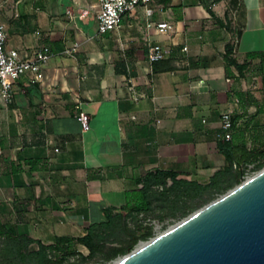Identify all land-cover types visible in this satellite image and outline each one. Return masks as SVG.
I'll list each match as a JSON object with an SVG mask.
<instances>
[{"label":"crops","instance_id":"obj_1","mask_svg":"<svg viewBox=\"0 0 264 264\" xmlns=\"http://www.w3.org/2000/svg\"><path fill=\"white\" fill-rule=\"evenodd\" d=\"M95 4L1 3L6 48L52 54L41 83L21 76L13 101L0 98V238L80 237L155 170L208 182L225 165L216 133L226 110L239 144L264 143V0H153L150 17L138 6L104 33ZM152 44L166 57L150 61Z\"/></svg>","mask_w":264,"mask_h":264},{"label":"trees","instance_id":"obj_2","mask_svg":"<svg viewBox=\"0 0 264 264\" xmlns=\"http://www.w3.org/2000/svg\"><path fill=\"white\" fill-rule=\"evenodd\" d=\"M228 52L229 48L226 53ZM232 120L234 121L233 118ZM218 149L224 155L225 165L208 182L201 183L180 177V173L173 170L149 172L139 189L126 193L124 205L103 208L102 219L89 224L85 234L80 237L62 236L51 244H44L27 235L1 237L0 264H78V261H85L97 254L110 253L109 256L112 257L129 252L138 240L147 239L152 234L151 229L147 228L136 235L141 223L130 227L129 220L139 219L140 214L145 217L179 218L187 213V207H196H190V202L202 198L205 193L212 197L225 193L234 181H239L244 166L248 163H255V168L264 166V143L253 149L246 147L244 143L239 144L232 136L230 140H218ZM166 179H170L169 185H166ZM117 228L132 238L131 243L125 248L104 250L107 240L115 235ZM76 243L84 245L88 253L79 251L75 247Z\"/></svg>","mask_w":264,"mask_h":264},{"label":"water","instance_id":"obj_3","mask_svg":"<svg viewBox=\"0 0 264 264\" xmlns=\"http://www.w3.org/2000/svg\"><path fill=\"white\" fill-rule=\"evenodd\" d=\"M111 264H264V167Z\"/></svg>","mask_w":264,"mask_h":264},{"label":"built area","instance_id":"obj_4","mask_svg":"<svg viewBox=\"0 0 264 264\" xmlns=\"http://www.w3.org/2000/svg\"><path fill=\"white\" fill-rule=\"evenodd\" d=\"M96 31L104 33L115 30L120 26L123 15L132 12L138 6H144V14L150 17L152 8L148 6L153 0H94ZM89 9H82L80 16L88 14ZM172 25L168 21H158L156 29L159 32L171 29ZM6 32L0 23V98L5 104L13 101V84L17 78L27 76L32 83L43 81V68L51 57V49L48 45L34 47L31 50L18 51L8 49L5 46ZM77 48V43L66 49L67 54H71ZM167 50L159 44H152L149 47L148 58L150 61L163 59L166 57ZM131 98L136 101L138 95L132 85L129 86ZM134 118V117H133ZM78 119L83 129L89 127V117L80 111ZM234 129V121L230 110L224 111L220 116V128L216 133L218 140H230ZM249 176H246V178Z\"/></svg>","mask_w":264,"mask_h":264},{"label":"rangeland","instance_id":"obj_5","mask_svg":"<svg viewBox=\"0 0 264 264\" xmlns=\"http://www.w3.org/2000/svg\"><path fill=\"white\" fill-rule=\"evenodd\" d=\"M5 1L6 0H0V7H1V3L4 4ZM263 167L264 166L259 167V168H255V163H248L246 166H244L243 174L240 175L239 181H234L232 179L234 181L232 187L235 186L236 184H238L241 180L245 179L246 176L253 175L254 173L259 171ZM170 183H171L170 179H166V185H169ZM217 196H213L212 197L209 193H205L202 198H199V199H197V200H195L193 202H190V204H189L190 207L192 205H195L196 207L193 208V209L187 207L186 208L187 213L182 215V216H180L179 218L168 217V216H166L164 218L145 217V216H143V214H140L139 215V219H131V220H129V226L130 227H134L137 223H141V226L137 230L136 235H140L147 228H150L151 231H152V234L147 239L138 240L134 244L132 249H134L139 244V242L148 240L149 238L154 237L155 235L161 233L162 231L166 230L172 224H174L177 221L181 220L182 218H184L185 216H187L188 214H190L194 210L200 208L201 206L205 205L206 203H208L212 199L216 198ZM114 233H115V235L110 236L109 239L107 240V242L105 244V247H104V250L110 251L112 248H115V247H120V248L124 247L125 248L127 245H129L131 243L132 238L126 236L123 232H121V230L119 228H117ZM77 249L79 251H82L85 254L88 253V250L83 245H79ZM126 253L127 252H125L124 254H126ZM109 254L110 253H108L107 255L97 254L96 256H94V257H92L90 259H87L85 261H78L77 263L78 264H111L114 260H116L117 258H119L122 255H124V254H120V255H116V256H112L111 257V256H109ZM73 257H76V256H73ZM71 259H72V257H71Z\"/></svg>","mask_w":264,"mask_h":264}]
</instances>
